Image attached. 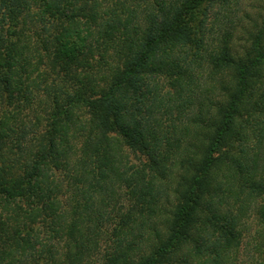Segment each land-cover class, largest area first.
<instances>
[{
	"label": "trees",
	"instance_id": "obj_1",
	"mask_svg": "<svg viewBox=\"0 0 264 264\" xmlns=\"http://www.w3.org/2000/svg\"><path fill=\"white\" fill-rule=\"evenodd\" d=\"M45 254L264 264V0H0V264Z\"/></svg>",
	"mask_w": 264,
	"mask_h": 264
},
{
	"label": "rangeland",
	"instance_id": "obj_2",
	"mask_svg": "<svg viewBox=\"0 0 264 264\" xmlns=\"http://www.w3.org/2000/svg\"><path fill=\"white\" fill-rule=\"evenodd\" d=\"M10 101H11V106L9 107V109L7 108L6 111L8 113L9 112H17V108H16L17 103L13 100V98H11ZM35 109L39 110V107L35 108V106H33V107L29 108V110H28V108H24L22 111L20 110L18 112V114H17V118L16 119L19 120V121H22V122L27 121V120H32V116H33L32 111L35 110ZM36 226L39 227L40 225H36ZM54 228L55 227L53 226L52 223H48V224H44V226L40 230V234L43 237H47V236L51 235V238L49 239V242L53 246L52 247L53 251L55 249H60V245H59L58 239L57 238H54V239L52 238V236L56 235V233L58 232L57 230L54 231ZM51 231H54L56 233H51ZM48 234H50V235H48ZM30 264H33V263H30ZM35 264H49L48 259H47V254H45L42 258H40L38 260V263H35Z\"/></svg>",
	"mask_w": 264,
	"mask_h": 264
}]
</instances>
